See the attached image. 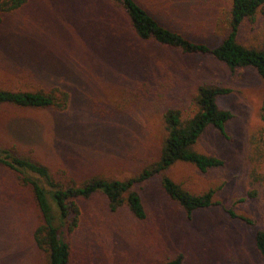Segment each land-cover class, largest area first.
Returning a JSON list of instances; mask_svg holds the SVG:
<instances>
[{"label":"rangeland","instance_id":"rangeland-1","mask_svg":"<svg viewBox=\"0 0 264 264\" xmlns=\"http://www.w3.org/2000/svg\"><path fill=\"white\" fill-rule=\"evenodd\" d=\"M111 1L25 0L0 11V90L68 97L59 112L0 107V147L37 160L57 181H123L157 161L166 110L182 119L196 112L199 85L229 89L217 105L231 119L226 139L207 129L194 146L222 167L201 173L175 163L166 171L189 194L212 190L211 207L187 220L157 178L134 188L143 220L125 207L109 212L99 193L77 200L78 224L65 236L68 264H163L176 254L182 264H264L252 244L254 232L264 231V81L252 69L230 73L210 57L137 40ZM137 1L190 39L215 42L226 32L229 0ZM236 39L262 49L264 18L243 23ZM141 83L149 94L137 97ZM228 210L254 226L229 219ZM37 224L30 192L0 167V264H46L32 238Z\"/></svg>","mask_w":264,"mask_h":264},{"label":"trees","instance_id":"trees-1","mask_svg":"<svg viewBox=\"0 0 264 264\" xmlns=\"http://www.w3.org/2000/svg\"><path fill=\"white\" fill-rule=\"evenodd\" d=\"M25 0H0V11L7 12L19 8ZM119 8L135 38L141 42H151L162 48L178 51L182 55L207 56L225 66L230 73L237 70L252 69L264 81V45L260 50L243 47L237 42V32L245 22H252L259 14L264 18V0H229L227 28L225 34L208 42L193 40L182 33L164 25L156 16L149 13L137 0H112ZM1 21V20H0ZM134 94L141 97L149 94V87L138 84ZM229 89L210 84L197 87L196 112L188 119L180 118L178 110L168 109L162 116L164 137L156 162L142 169L136 176L123 181L92 176L80 183L71 180L57 181L48 168L33 158L19 155L13 147H0V167L14 175L16 182L28 189L37 211L38 224L32 238L38 250L44 253L46 264H68L69 246L65 236L78 224L79 210L77 200H87L96 193L101 194L109 212L125 207L136 220L145 218L141 200L134 188L151 178H157L163 194L176 203L185 218L190 219L193 212L212 206V190L192 195L173 183L166 171L175 163H187L204 173L223 166V161L198 153L194 146L207 129L216 131L226 139L225 125L231 114L217 105V99L226 96ZM0 90V107L10 106L22 110L62 111L67 106L66 93ZM259 180L258 174L252 173ZM255 191L247 193L252 196ZM229 219H238L247 226L254 223L236 217L226 211ZM253 248L264 261V231L257 229L253 234ZM183 256L176 254L163 264H182Z\"/></svg>","mask_w":264,"mask_h":264}]
</instances>
